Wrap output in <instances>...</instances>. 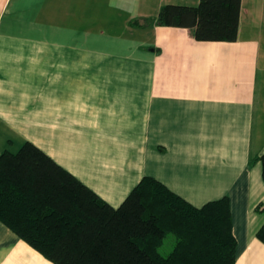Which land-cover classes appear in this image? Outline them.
<instances>
[{
    "label": "crops",
    "instance_id": "1",
    "mask_svg": "<svg viewBox=\"0 0 264 264\" xmlns=\"http://www.w3.org/2000/svg\"><path fill=\"white\" fill-rule=\"evenodd\" d=\"M198 3L0 0V154L29 141L115 208L143 176L227 196L234 264H264V0H241L234 41L155 23ZM0 264L54 263L0 221Z\"/></svg>",
    "mask_w": 264,
    "mask_h": 264
},
{
    "label": "trees",
    "instance_id": "2",
    "mask_svg": "<svg viewBox=\"0 0 264 264\" xmlns=\"http://www.w3.org/2000/svg\"><path fill=\"white\" fill-rule=\"evenodd\" d=\"M240 4H165L155 23L192 28L197 40L234 41ZM257 160L264 181V151ZM0 221L54 264H234L236 258L227 196L196 207L143 176L115 208L29 141L0 154ZM168 234L174 244L162 255ZM257 237L264 243V224Z\"/></svg>",
    "mask_w": 264,
    "mask_h": 264
},
{
    "label": "rangeland",
    "instance_id": "3",
    "mask_svg": "<svg viewBox=\"0 0 264 264\" xmlns=\"http://www.w3.org/2000/svg\"><path fill=\"white\" fill-rule=\"evenodd\" d=\"M174 244V239H173V236L171 234H168L164 240H163V244L161 245V247L159 248V252L162 254V255H166L168 254L171 249H172V246Z\"/></svg>",
    "mask_w": 264,
    "mask_h": 264
}]
</instances>
